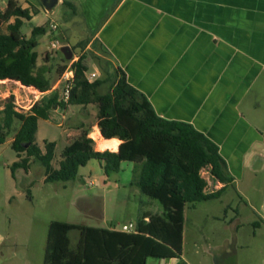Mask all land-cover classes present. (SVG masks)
I'll return each mask as SVG.
<instances>
[{
    "label": "crops",
    "instance_id": "0c3cea01",
    "mask_svg": "<svg viewBox=\"0 0 264 264\" xmlns=\"http://www.w3.org/2000/svg\"><path fill=\"white\" fill-rule=\"evenodd\" d=\"M65 1L73 5L64 4L69 16L80 15L90 33L82 47L106 54L101 62L121 68L158 115L189 122L218 145L232 181L214 180L212 191L222 190L213 199L225 207L236 203L225 225L229 234L208 247L215 249L214 264H239V249L264 232V0ZM91 71L96 78L105 76L101 68V75L96 67ZM6 80L21 84L9 79L0 84ZM63 84L60 74L40 99L56 94ZM89 105H80L78 112L88 117ZM71 128L70 136L86 129L95 150L118 148L120 140L104 138L97 120L76 119ZM51 166L57 168L52 161ZM44 178L43 168V183ZM178 261L173 257L152 264Z\"/></svg>",
    "mask_w": 264,
    "mask_h": 264
},
{
    "label": "trees",
    "instance_id": "16d2710c",
    "mask_svg": "<svg viewBox=\"0 0 264 264\" xmlns=\"http://www.w3.org/2000/svg\"><path fill=\"white\" fill-rule=\"evenodd\" d=\"M63 4L73 6L65 0ZM36 13L17 0H7L0 10V22L6 23V30L0 31V80L17 81L45 92L50 88L46 74L51 66L37 65L35 47L37 36L47 31L46 25H33L29 36L22 31L24 22ZM86 42L81 40L78 45ZM98 64L105 76L88 80L87 54H80L71 63L74 77L66 101L53 94L23 109L10 94L0 102V144L14 120L20 122L11 140L18 158L11 164V172L18 167L27 169L35 159L44 168V182L69 181L90 159L100 162L106 177L118 173L121 162L129 161L130 184L157 199L162 212L143 210L133 231L53 219L48 225L42 264H147L148 257H177L176 264H187L181 258L184 209L187 204L216 198L222 190H205L203 168L207 167L212 178L224 185L232 181L226 162L218 145L191 123L158 115L147 97L126 80L121 68L108 60ZM65 67L61 66L59 71L62 73ZM106 82H110V89L101 92L99 88ZM71 104H96L101 135L117 137L120 142L116 151L95 150L92 138L83 129L61 150L58 166L52 168L55 142L44 140L43 147L37 144V122L40 118L48 119L54 106L65 109ZM144 204L140 202L141 206ZM72 229L79 231L75 247L69 237Z\"/></svg>",
    "mask_w": 264,
    "mask_h": 264
},
{
    "label": "rangeland",
    "instance_id": "374dc122",
    "mask_svg": "<svg viewBox=\"0 0 264 264\" xmlns=\"http://www.w3.org/2000/svg\"><path fill=\"white\" fill-rule=\"evenodd\" d=\"M7 0H0V10L5 8ZM18 4L29 3L31 10L37 13L32 19L26 20L22 31L29 36L33 25H46L47 31L37 36L35 50L39 65L51 66L46 74L50 83H55L61 72L60 67L68 65L70 60L80 54H87L89 69L96 67L106 57L97 47L87 48L78 43L89 36L84 20L80 15L69 16L71 12L64 4L56 3L50 11H46L40 0H17ZM55 23L57 28L51 29ZM6 30V23L0 22V31ZM57 39L62 45L70 44L71 59H65L58 48L50 47V40ZM1 83V82H0ZM0 84V102L10 94L18 100L21 108L27 109L28 99L35 90L26 89L19 83L4 81ZM110 89V82L100 88L101 92ZM55 93V92H54ZM15 94V95H14ZM60 100L62 88L56 89ZM40 99V98H39ZM42 98L40 100H44ZM89 116L83 114L81 106L69 105L67 110L58 107L50 110L48 119H39L35 132L36 142L43 147V141H54V157L52 164L58 166L61 150L76 133L71 134V125L76 119L87 121L97 120V106L90 104ZM88 106V107H89ZM73 111L77 112L76 115ZM20 122L14 120L9 134L0 144V264H42L49 222L53 219L102 227L119 228L123 224L136 223L143 210L156 213L162 208L157 199L143 194L136 186L130 185L132 163L123 162L118 173L103 176L99 169V161L90 159L87 166L79 167L75 179L69 181L42 182L43 166L32 159L29 167H18L11 172V164L18 160L16 152L11 148V140ZM22 155H25L22 153ZM92 181V184H88ZM211 189H215L212 185ZM144 201V206L140 202ZM152 201V202H151ZM236 200L228 207L220 199L198 201L187 204L184 209L183 246L181 258L187 264H214L215 249L209 250V244L217 246L224 236L229 234L225 225L232 216ZM226 210V216L224 211ZM217 216V217H216ZM71 246L75 247L79 231L69 232ZM264 256V232L258 235L248 247L239 249V264H260ZM158 259L148 257L147 264Z\"/></svg>",
    "mask_w": 264,
    "mask_h": 264
},
{
    "label": "built area",
    "instance_id": "2783aa9c",
    "mask_svg": "<svg viewBox=\"0 0 264 264\" xmlns=\"http://www.w3.org/2000/svg\"><path fill=\"white\" fill-rule=\"evenodd\" d=\"M50 28L51 29H56L57 26L55 23H51L50 24ZM50 47L51 48H59L60 47V43L57 41V39H53V40H50ZM78 56H75L74 59L70 60V62L68 63V65H66V67L64 68V70L62 71L61 73V78L63 79L64 81V84H63V89H62V95L60 97V100L62 101H66L68 99V96H69V91H70V88L72 86V80H73V77H74V70L71 66V63L75 60H77ZM86 77L88 80H93L96 78V73L94 71H91V72H86ZM22 87L26 88V89H29L31 86H25V85H22ZM34 91V93H32V97L31 99H28L29 101V105L27 106V108H29L33 103H35L36 101L40 100L39 98L41 97V94L44 93V92H41L37 89H35L34 87H31ZM15 101V104L18 106V107H21L20 103L18 102V100L14 99ZM201 175L205 178L206 180V188L205 190L207 192L209 191H212L213 189H211L210 187L214 184V179L212 178V176L210 175V172H209V169L207 167L203 168L201 170ZM216 181V180H215ZM89 184H92L91 182ZM121 230L123 231H133L134 230V224L133 223H128V224H123L121 225L120 227Z\"/></svg>",
    "mask_w": 264,
    "mask_h": 264
},
{
    "label": "water",
    "instance_id": "95a60500",
    "mask_svg": "<svg viewBox=\"0 0 264 264\" xmlns=\"http://www.w3.org/2000/svg\"><path fill=\"white\" fill-rule=\"evenodd\" d=\"M46 11H50L52 7L58 2V0H40ZM59 51L63 54L65 59H71L72 50L68 45H62L59 47Z\"/></svg>",
    "mask_w": 264,
    "mask_h": 264
}]
</instances>
